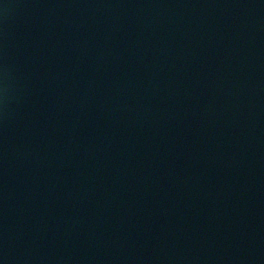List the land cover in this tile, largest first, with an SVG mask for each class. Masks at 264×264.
I'll return each instance as SVG.
<instances>
[{
    "label": "water",
    "instance_id": "water-1",
    "mask_svg": "<svg viewBox=\"0 0 264 264\" xmlns=\"http://www.w3.org/2000/svg\"><path fill=\"white\" fill-rule=\"evenodd\" d=\"M0 264H264V0H0Z\"/></svg>",
    "mask_w": 264,
    "mask_h": 264
}]
</instances>
